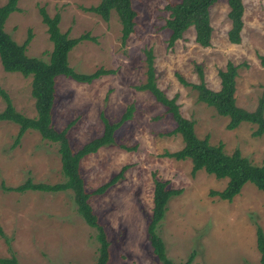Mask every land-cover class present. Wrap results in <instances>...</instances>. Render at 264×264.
<instances>
[{"label":"rangeland","instance_id":"374dc122","mask_svg":"<svg viewBox=\"0 0 264 264\" xmlns=\"http://www.w3.org/2000/svg\"><path fill=\"white\" fill-rule=\"evenodd\" d=\"M179 1L132 0L137 16L134 31L124 44L114 11L105 21L85 10L100 0H19L18 11L6 19L4 30L18 44L30 33L26 54L48 62L53 46L39 14L43 8L50 18L59 16L58 28L69 38L88 35L92 39L80 41L69 52L68 65L73 71H113L88 84L65 76L55 78L52 125L61 131L72 123L66 136L73 150L102 134L101 116L116 123L130 105L134 108L131 118L114 132V143L80 162L88 202L109 243L107 264H163L147 237L153 175L167 181L170 188L182 190L168 201L159 229L171 264H184L191 253V264H260L256 227L264 233V192L246 183L230 202L211 197L209 193L223 190L227 180L202 170L192 175L189 160L163 156L182 148L181 137L171 134L175 123L166 108L150 92L135 87L146 82V51L151 50L157 87L169 99L176 98L181 115L194 122L196 136L207 137L211 145L222 143L227 154L238 150L253 165L264 167V134L252 135L256 125L242 123L227 130L228 118L198 102L197 92L176 77L198 84L200 70L206 86L217 91L218 71L231 62L238 68L236 104L254 111L264 94L260 62L264 57V0H241L239 44L228 41L229 7L227 0H218L209 10L212 32L207 48L196 43L192 27L168 46L166 6ZM6 2L0 0V6ZM31 81V77L3 71L0 64V87L15 110L29 119L36 117ZM4 107L0 98V112ZM17 132V124L0 121V258L13 254L19 264H96L97 232L77 213L71 191L5 190L28 179L47 185L65 181L58 146L31 129L13 146ZM124 166L127 169L115 184L101 194L93 193Z\"/></svg>","mask_w":264,"mask_h":264},{"label":"trees","instance_id":"16d2710c","mask_svg":"<svg viewBox=\"0 0 264 264\" xmlns=\"http://www.w3.org/2000/svg\"><path fill=\"white\" fill-rule=\"evenodd\" d=\"M18 1L7 0L3 6H0V64L5 72L19 73L25 78L31 77V96L35 102L36 117L29 119L18 113L7 93L0 87V98L5 104L3 111L0 112V121H9L18 125V132L13 146L19 144L20 139L28 129L37 131L43 140L56 144L65 181L60 184L47 185L35 184L28 179L17 187L6 188L5 190L18 193L26 191L44 193L71 191L77 213L88 226L95 228L97 232L96 240L99 247L96 264H107L109 243L102 226L98 223L97 216L93 213L88 202L90 194L86 192L80 175V162L84 157L96 153L100 148L113 144L114 132L121 124L131 118L134 108L130 105L116 123H110L104 116H101L103 121L102 134L85 143L78 150H73L66 136L67 129L72 123H69L61 131H57L52 125L55 78L65 76L76 82L88 84L101 76L112 74L113 71L102 68L92 74H79L73 71L68 65L69 52L80 41L92 39H89L88 35L81 36L78 39L69 38L67 33H62L58 28L59 16L55 15L50 18L43 8L39 10V14L42 23L47 28L48 38L53 49L48 62L28 56L26 48L32 39L31 34L28 33L25 41L18 44L4 30L6 19L11 13L18 11ZM217 1L180 0L177 3L167 5L166 10L169 12V17L165 22V27L170 31L168 46L172 47L192 27L195 32L196 43L204 48L210 47L212 28L209 21V10ZM227 5L229 7L228 18L231 23L227 38L231 44H239L241 41L240 33L243 28L244 6L241 0H227ZM85 10L99 15L105 21L109 19L110 12L114 11L121 25L122 44L127 41L134 31L137 14L132 7V0H100L97 6ZM260 59L261 64L264 66V57ZM146 66V82L136 86L135 89L150 92L154 99L166 108L175 123V129L171 134H179L183 142L180 150L173 153L166 152L163 156L176 161L189 160L192 175L202 170L218 180L226 179L227 183L223 190L209 193L211 197H217L219 200L232 201L246 183H251L256 189L264 192V167L253 165L247 158L242 157L238 150H235L232 154L225 153L222 143L211 145L207 137L199 139L194 131V122L181 115L176 98L169 99L157 87L151 50L146 51ZM237 69V66L228 62L223 70L218 71L220 87L217 91L206 86L200 70L198 71L200 78L198 84L187 83L178 74L176 77L182 85L191 87L197 92L198 102L214 108L219 116L228 118L227 130H234L242 123H250L256 125L252 135L254 137L262 136L264 134V94L258 101L254 111H247L238 107L235 100ZM123 148L131 150V148ZM126 169L127 166H124L109 182L97 188L93 193H103L123 176ZM153 184L152 209L147 224V237L156 258L163 264H171L166 257L164 242L159 235V229L168 201L179 195L182 190L170 188L167 181L158 179L155 175H153ZM0 235L2 236L1 230ZM256 246L260 253V264H264V233L259 226L256 227ZM193 258L194 253H191L184 264H191ZM0 264L19 263L15 256L11 254L8 258H0Z\"/></svg>","mask_w":264,"mask_h":264}]
</instances>
